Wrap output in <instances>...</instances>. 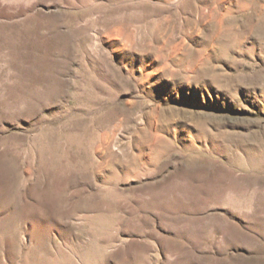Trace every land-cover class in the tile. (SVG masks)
<instances>
[{"label":"rangeland","instance_id":"rangeland-1","mask_svg":"<svg viewBox=\"0 0 264 264\" xmlns=\"http://www.w3.org/2000/svg\"><path fill=\"white\" fill-rule=\"evenodd\" d=\"M0 264H264V0H0Z\"/></svg>","mask_w":264,"mask_h":264}]
</instances>
